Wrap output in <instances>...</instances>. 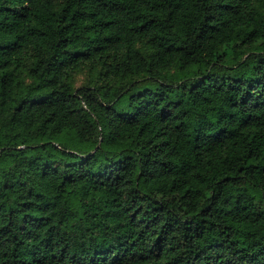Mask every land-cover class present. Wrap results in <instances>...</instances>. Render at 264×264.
Returning a JSON list of instances; mask_svg holds the SVG:
<instances>
[{
    "label": "trees",
    "instance_id": "1",
    "mask_svg": "<svg viewBox=\"0 0 264 264\" xmlns=\"http://www.w3.org/2000/svg\"><path fill=\"white\" fill-rule=\"evenodd\" d=\"M0 264H264V0H0Z\"/></svg>",
    "mask_w": 264,
    "mask_h": 264
},
{
    "label": "rangeland",
    "instance_id": "2",
    "mask_svg": "<svg viewBox=\"0 0 264 264\" xmlns=\"http://www.w3.org/2000/svg\"><path fill=\"white\" fill-rule=\"evenodd\" d=\"M71 82L73 87L77 88L82 85H93L96 83H100V80H98L95 69H90L88 67H85L79 70L74 75H72Z\"/></svg>",
    "mask_w": 264,
    "mask_h": 264
}]
</instances>
